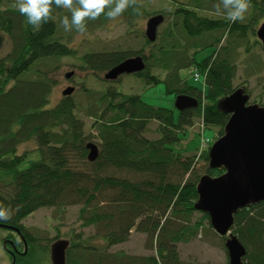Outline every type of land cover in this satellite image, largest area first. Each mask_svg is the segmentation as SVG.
Listing matches in <instances>:
<instances>
[{"label": "trees", "instance_id": "trees-1", "mask_svg": "<svg viewBox=\"0 0 264 264\" xmlns=\"http://www.w3.org/2000/svg\"><path fill=\"white\" fill-rule=\"evenodd\" d=\"M167 1L178 7L167 18L156 46L148 50L150 43L143 44L141 35L134 38L131 33L111 42L85 39L82 48L75 49L71 44L79 34L64 31L59 20L34 33L13 7L15 0H0V49L7 41L11 44L0 56V205L13 211L11 219H0V229L19 228L28 248L26 256H11L12 264H44L52 245L63 239L70 243L67 264H186L179 245L192 243L205 223L211 225L209 216L195 208L198 186L204 176L215 179L225 169H210L208 151L201 156L206 165L197 169L196 157L186 156L191 151L182 145L198 122L203 131L223 137L231 115L222 102L239 88L252 97L246 84L235 86V79L243 63L249 75L264 72V62L254 52L262 46L256 32L264 22V0H249L245 18L235 22L228 19L221 0ZM54 14L68 13L57 9ZM141 14L147 15L139 0L138 12L130 8L122 16L133 27ZM107 21L104 16L89 21L84 35L102 30ZM135 44L139 47H132ZM206 50L211 55L198 61ZM147 51V70L135 76L149 88L162 83L169 95L196 99V109L153 107L140 95L120 90L121 78H102ZM65 59L108 85L101 91L83 85L79 100L63 96L50 107L56 73ZM156 70L162 74L156 75ZM188 70L192 76L201 75L202 89L182 75ZM154 122L159 137L150 139L149 125ZM28 143L36 146L31 151L38 153L35 160L21 151ZM90 143L99 148L95 162L88 160ZM73 207L79 208L81 228L65 236L43 237L41 230L24 224L40 210L51 209L62 218ZM133 232L147 236L151 255L112 251L127 243ZM231 232L247 251L245 264H264V202L240 210ZM16 246L23 251L22 243Z\"/></svg>", "mask_w": 264, "mask_h": 264}, {"label": "rangeland", "instance_id": "rangeland-1", "mask_svg": "<svg viewBox=\"0 0 264 264\" xmlns=\"http://www.w3.org/2000/svg\"><path fill=\"white\" fill-rule=\"evenodd\" d=\"M202 1L207 2L208 0H178L179 2H195ZM142 4L144 6V10L147 14L151 13H159L166 14L171 18L173 12L177 9V5L173 4V2L167 0H142ZM200 15L204 17L214 18L216 15L209 13L207 11H199ZM150 14V15H151ZM249 14H246V19ZM218 17V16H217ZM147 18L140 19V27L139 34H142L144 29V24L147 22ZM167 24V23H166ZM166 24L162 27L164 28ZM122 19L119 17L115 21H109L106 24L104 30L99 32L96 35H79L73 39L71 44L72 47L82 48V45L85 44L86 40H92L93 42H111L116 40L125 39L126 29ZM161 28V29H162ZM160 29V32H161ZM121 38V39H119ZM86 39V40H85ZM131 39V38H130ZM85 40V41H84ZM138 48V44L132 45V47ZM11 49L10 42H6L4 47L0 49V56L6 55ZM254 52L258 54L262 61L264 62V51L262 46H257L254 49ZM211 50H206L203 53L197 56L198 61H202L209 55H211ZM240 62H244V58L240 59ZM75 61L71 59H65L62 63L61 69L56 73V78L58 80V85L55 88L53 96L51 97L50 107L58 104L63 98V91L68 87H75L77 91L75 92V97L79 100V92L81 86L86 85V87L90 89H95L97 91H101L107 85L96 80L93 74L89 73H81L72 67ZM74 72L75 75L71 80L66 79V75ZM156 75H161L162 72L156 70ZM93 75V76H92ZM164 75V74H163ZM182 75L184 77H188V81L190 85L199 87L202 89L203 81L195 82L192 73L190 70L183 71ZM104 79V75H101ZM94 77V78H93ZM118 87H120L125 94H135L140 95L145 103L150 106L157 108H165L177 112L176 109V97L175 95H169L166 92V88L164 84H159L154 87H147L144 80L138 78L135 75H123L121 79L117 82ZM242 84H246L245 86L249 91L252 92V97L250 99V104H262L264 106V72L261 75H249L247 71V64L243 63L239 66V70L237 72V76L235 79V86H240ZM244 89V88H242ZM258 102V103H255ZM177 116V113H176ZM198 122V121H197ZM90 124V122H89ZM199 125V126H198ZM158 128L157 123H151L149 125V133L147 136L150 139H157L159 136L156 133ZM221 138V137H220ZM220 138L216 136V131L214 130H204L200 127V123L198 122L196 127L193 130H190V134L186 137V141L183 142L182 147L189 146V152L186 154L188 157H196L197 169L204 167L206 164L202 161L201 156L205 154L207 151L209 152L210 146L215 144ZM96 143V141H95ZM188 144V145H187ZM36 146L34 143H28L22 148V152L31 153V151L35 150ZM31 160H35L38 157L37 154L30 155ZM79 208L73 207L69 208L66 211L65 215L61 218H57L51 209H43L35 214L31 215L26 219L25 225L29 228L39 229L43 237L55 238L58 233L62 236L70 234L72 231L80 230V223H77ZM201 217V216H199ZM92 230H86L85 234H89ZM47 233V234H46ZM6 231L0 229V240L6 236ZM66 240V239H63ZM225 241L219 238V235L215 233L211 225L208 223L204 224L203 229L200 231L199 236L195 241L190 244L179 245V250L181 253L182 260L186 264H229V256L227 249L225 247ZM148 238L144 234L133 232L130 240L123 244L112 248V251H125L132 255L146 256L151 255L152 252L148 250ZM40 256V255H39ZM46 259V258H45ZM0 264H12L11 257L8 252H6L3 244L0 241ZM41 264V262H40ZM44 264H52L51 263V255L49 251V255L47 256V260L44 261Z\"/></svg>", "mask_w": 264, "mask_h": 264}, {"label": "water", "instance_id": "water-1", "mask_svg": "<svg viewBox=\"0 0 264 264\" xmlns=\"http://www.w3.org/2000/svg\"><path fill=\"white\" fill-rule=\"evenodd\" d=\"M165 23L164 15L149 19L146 37L155 43L159 28ZM257 39L264 51V22L256 32ZM146 63L141 56L128 59L107 72L106 81L116 82L123 75H134L144 72ZM74 72L66 75L70 80ZM75 87H68L64 97L75 93ZM250 95L244 89H237L222 102V108L231 115L226 126L225 135L209 151L210 169L224 168L225 172L218 178L204 176L198 186L199 199L195 205L198 212L207 214L211 227L222 238L226 239L229 264H245L247 251L231 232L235 216L240 210L264 202V107L250 104ZM176 109H196L199 103L189 96L176 97ZM89 162L99 157L96 144L87 145ZM26 249L27 244L25 243ZM70 243L60 240L51 247V263L67 264V250ZM15 264V262L13 263Z\"/></svg>", "mask_w": 264, "mask_h": 264}, {"label": "clouds", "instance_id": "clouds-1", "mask_svg": "<svg viewBox=\"0 0 264 264\" xmlns=\"http://www.w3.org/2000/svg\"><path fill=\"white\" fill-rule=\"evenodd\" d=\"M223 9L229 20H243L250 7L249 0H221ZM13 7L25 17V22L34 33L39 32L43 25L59 20L60 26L66 32L75 31L79 35L87 32L89 21L98 20L104 16L109 21H115L128 9L139 11V0H15ZM217 11L220 5L216 6ZM57 9L66 10L68 14L58 17ZM13 215L11 206L0 205V219L9 220Z\"/></svg>", "mask_w": 264, "mask_h": 264}, {"label": "flooded vegetation", "instance_id": "flooded-vegetation-1", "mask_svg": "<svg viewBox=\"0 0 264 264\" xmlns=\"http://www.w3.org/2000/svg\"><path fill=\"white\" fill-rule=\"evenodd\" d=\"M179 3H183V2H179ZM151 13H149V14H147V15H140L138 18H136V19H134V22H135V24H134V26L133 27H128L126 24H125V19H124V17L123 16H121L120 18L122 19V21H123V23H124V25H125V29H126V33H128V34H132L133 36L132 37H134V38H137V36L139 37L140 35V38L142 37V43L144 44L145 43V41H147V42H149L148 41V39H147V37H146V29H147V23H148V21H149V19L150 18H152V17H154V16H156V15H164V17H165V23L163 24V26L166 24V22H167V18H168V15H166V14H159V13H153V14H151ZM145 18H147V22L144 24V29H143V31H142V34H139V27H140V23H139V21H140V19H145ZM109 22V20L107 21V23ZM106 23V24H107ZM106 24H105V26H104V28L102 29V30H104L105 29V27H106ZM163 26H161L160 28H159V31H158V38H159V33H160V29L163 27ZM102 30H100V31H96L95 32V34L94 35H96V34H98L99 32H101ZM131 30V31H130ZM135 33H137V35L135 34ZM158 38H157V41H158ZM139 39V38H138ZM156 41V42H157ZM156 42L155 43H151V42H149L150 43V45L148 46V50H149V48H151V47H155L156 46ZM149 51H147L146 53H144V54H142L141 55V57L144 59V61H145V63H146V68H147V64H148V60L147 59H149ZM138 57V56H137ZM147 69H145V71H146ZM144 71V72H145ZM134 75H137V74H134ZM76 89V91H77V88H75ZM1 230H3V229H1ZM5 231V230H4ZM6 236H4L0 241H1V243L3 244V246H4V248H5V250H6V252H8L9 253V255H10V257L12 256V258L14 259V256L15 257H17V256H26L27 255V253H28V248L26 249V246H25V242H24V236L22 235L23 233H22V231L19 229V228H14V229H9V230H7L6 231ZM19 243H22L23 244V251H22V249L20 250L19 248H18V246H16V244L17 245H19ZM9 247H11V249L9 248Z\"/></svg>", "mask_w": 264, "mask_h": 264}, {"label": "built area", "instance_id": "built-area-1", "mask_svg": "<svg viewBox=\"0 0 264 264\" xmlns=\"http://www.w3.org/2000/svg\"><path fill=\"white\" fill-rule=\"evenodd\" d=\"M193 78H194V80H195V82H200L201 80H202V77H201V75L198 73V72H195L194 73V76H193ZM205 86V85H204Z\"/></svg>", "mask_w": 264, "mask_h": 264}]
</instances>
